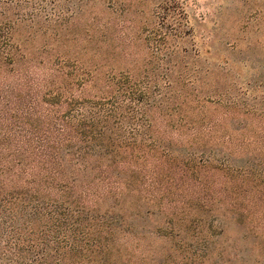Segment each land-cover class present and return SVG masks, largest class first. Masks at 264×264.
Returning <instances> with one entry per match:
<instances>
[{
    "label": "trees",
    "instance_id": "obj_1",
    "mask_svg": "<svg viewBox=\"0 0 264 264\" xmlns=\"http://www.w3.org/2000/svg\"><path fill=\"white\" fill-rule=\"evenodd\" d=\"M61 1L9 14L17 1L0 0V264H61L87 252L106 261L117 233L104 242L97 220H119L98 212L106 199L142 202L135 218L163 216L165 228L148 232L176 240L183 264H264L248 245L231 252L222 239L228 217L247 220L264 203V110L218 92L204 105L222 114L208 117L169 106L175 95L156 78L51 60L49 44L34 58L24 45L37 33L17 41L16 29L34 28L40 9Z\"/></svg>",
    "mask_w": 264,
    "mask_h": 264
},
{
    "label": "rangeland",
    "instance_id": "obj_2",
    "mask_svg": "<svg viewBox=\"0 0 264 264\" xmlns=\"http://www.w3.org/2000/svg\"><path fill=\"white\" fill-rule=\"evenodd\" d=\"M16 1L8 7L9 14L38 10L40 0ZM107 2L53 3L40 9L41 22L34 28L28 22L20 23L14 38L25 40L35 30L37 39L24 45L34 58L43 44H49L44 55L51 60L64 54L70 63L84 62L86 69L100 64L102 74L128 73L133 80L156 78L162 91L175 95L169 106L195 108L208 117L221 115L213 104L204 105L205 97L215 99L221 92L230 102L264 110V0ZM159 2L162 11L155 5ZM46 14L52 20L42 24ZM11 69L19 76L18 64ZM98 207L100 214L106 209L119 214V220L111 216L97 220L105 223L99 237L104 242L110 243L113 230L117 233L111 256L103 262L97 253L84 252L86 259L66 256L61 264H183L176 240L169 242L148 232L149 228H165L163 216L135 218L134 213L146 206L134 200L106 199ZM250 213L247 220L235 214L228 217L222 239L231 252L246 244L252 258L264 259V203ZM107 230L109 235L103 236Z\"/></svg>",
    "mask_w": 264,
    "mask_h": 264
}]
</instances>
